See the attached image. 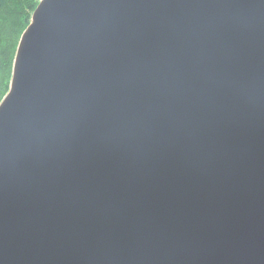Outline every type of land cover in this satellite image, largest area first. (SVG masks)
Wrapping results in <instances>:
<instances>
[{"label":"water","instance_id":"water-1","mask_svg":"<svg viewBox=\"0 0 264 264\" xmlns=\"http://www.w3.org/2000/svg\"><path fill=\"white\" fill-rule=\"evenodd\" d=\"M0 264H264V0H39Z\"/></svg>","mask_w":264,"mask_h":264},{"label":"trees","instance_id":"trees-1","mask_svg":"<svg viewBox=\"0 0 264 264\" xmlns=\"http://www.w3.org/2000/svg\"><path fill=\"white\" fill-rule=\"evenodd\" d=\"M39 0H0V101L9 88L12 64L22 31Z\"/></svg>","mask_w":264,"mask_h":264}]
</instances>
